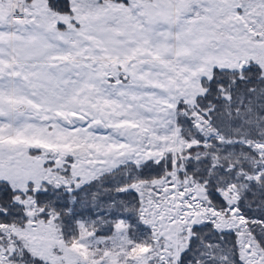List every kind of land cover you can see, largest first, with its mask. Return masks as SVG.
I'll return each instance as SVG.
<instances>
[{"label":"rangeland","instance_id":"1","mask_svg":"<svg viewBox=\"0 0 264 264\" xmlns=\"http://www.w3.org/2000/svg\"><path fill=\"white\" fill-rule=\"evenodd\" d=\"M69 1L70 12L47 0L0 2V179L22 192L45 183L72 190L124 162L170 155L172 164L123 187L138 193L148 241L118 218L106 235L79 222L67 242L55 211L40 215L33 195L16 194L28 220L0 222V264H34L25 249L42 264H178L192 225L205 221L236 233L246 264H264L237 187H219L227 205L217 208L184 173L198 141L176 121L181 103L207 136L254 148L264 169V139L219 135L195 102L214 66L254 61L264 74V0Z\"/></svg>","mask_w":264,"mask_h":264},{"label":"trees","instance_id":"2","mask_svg":"<svg viewBox=\"0 0 264 264\" xmlns=\"http://www.w3.org/2000/svg\"><path fill=\"white\" fill-rule=\"evenodd\" d=\"M47 1L55 10L71 11L69 0ZM202 81L205 90L196 96L195 102L219 135L264 139V74L258 63L249 61L240 69L214 66L211 76ZM182 107L181 103L177 105L176 115L181 133L198 141L187 149L190 154L185 160L184 173L203 182L209 201L221 209L227 201L219 187L234 184L238 190L237 206L264 249V169L260 170L263 163L257 151L240 140L207 136ZM171 164L170 155L158 161L147 159L140 164L124 162L72 190L45 183L44 188H28L22 192L13 188L8 180L0 179V210L7 213L0 214V222L25 224L28 216L23 204L15 201L14 196L31 194L44 208L40 215L47 216L50 209L57 213L67 242L78 236L79 222L92 225L97 234L106 235L113 231L118 218L129 221V231L134 238L148 241L150 229L138 216V193L123 187L134 180L159 177ZM191 230L178 264H246L240 258L233 230L216 229L211 221L194 224ZM24 253L30 262L42 264L39 257L27 249Z\"/></svg>","mask_w":264,"mask_h":264},{"label":"snow or ice","instance_id":"3","mask_svg":"<svg viewBox=\"0 0 264 264\" xmlns=\"http://www.w3.org/2000/svg\"><path fill=\"white\" fill-rule=\"evenodd\" d=\"M0 2H2V0H0ZM130 2V0H125V3H129ZM19 13H13V15H18ZM3 80V76H2V74H0V81H2ZM4 87V84L3 83H0V88H3ZM75 201H73V203H74ZM0 214H7V213H5V212H2V210H0Z\"/></svg>","mask_w":264,"mask_h":264}]
</instances>
